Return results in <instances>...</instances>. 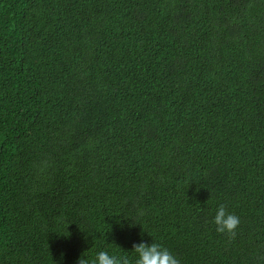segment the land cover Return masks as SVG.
<instances>
[{
  "label": "trees",
  "instance_id": "1",
  "mask_svg": "<svg viewBox=\"0 0 264 264\" xmlns=\"http://www.w3.org/2000/svg\"><path fill=\"white\" fill-rule=\"evenodd\" d=\"M142 241L264 264V0H0V264Z\"/></svg>",
  "mask_w": 264,
  "mask_h": 264
},
{
  "label": "clouds",
  "instance_id": "2",
  "mask_svg": "<svg viewBox=\"0 0 264 264\" xmlns=\"http://www.w3.org/2000/svg\"><path fill=\"white\" fill-rule=\"evenodd\" d=\"M214 223L218 232L235 235L241 221L235 212L220 204L215 212ZM132 254L135 256V264H180L175 254L155 241L134 244ZM78 264H130V259L127 254L118 255L101 250L91 258L83 255Z\"/></svg>",
  "mask_w": 264,
  "mask_h": 264
}]
</instances>
